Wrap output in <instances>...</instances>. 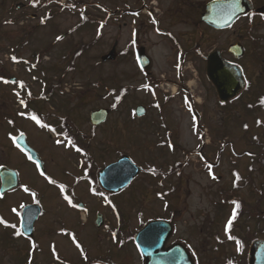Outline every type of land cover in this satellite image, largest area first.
Masks as SVG:
<instances>
[{
	"label": "rangeland",
	"instance_id": "1",
	"mask_svg": "<svg viewBox=\"0 0 264 264\" xmlns=\"http://www.w3.org/2000/svg\"><path fill=\"white\" fill-rule=\"evenodd\" d=\"M44 1L48 6L40 14L48 20L45 25L39 23L40 17L24 25L0 21V165L17 171L24 184L37 173L13 147V137L23 132L28 144L50 162L52 174L60 181L71 184L66 172L77 171L84 166L81 160L71 157L72 148L68 146V140L32 128L36 121L25 116L35 113L44 117L50 114L46 117L48 124H54L56 117H69L73 134L79 131L82 135L91 136L89 149L83 146L81 156L84 150L85 153L90 151L94 170L125 154L141 167L142 172L129 188L110 199L121 213L120 222L111 207L101 204L104 197L91 195L88 191L92 185L84 184L82 180L77 182L74 196L75 204L81 202L86 208L88 214L85 218L77 211L71 213L58 208L54 192L45 191V217L38 226L42 234L48 226L61 227L60 237L51 240L42 237L40 251L33 252L30 258L31 247L21 240L7 246L5 234L0 230V264H27L28 259H31L30 264H61L51 263V259L56 257L50 253L51 250L69 264H94L96 261L143 264L132 240L126 241L127 236H134L149 221L161 219L171 220L175 226L173 240L183 239L185 228L212 224L208 202L213 200L214 192H245L242 184L233 190L231 174L234 169L247 177V158L240 153L245 151L250 137H257L255 142L258 137L260 140L264 138V131L261 134L260 127L257 129L256 126L257 120L264 119L262 108L256 101H250L248 92L221 106L202 65L184 74L188 87L185 85L183 94H172V90L165 94L163 91L169 89L166 86L158 92L149 88L148 76L160 80H177V76L167 64L172 53L169 42L158 31L141 24L149 8L142 15H132V18L127 16L129 14H124L123 20L121 15L118 16V8L132 11L138 0H125L124 6L121 0H93V4L79 0L84 2L81 5L76 3L78 0ZM174 1L156 0L152 2L155 5L152 11L156 19L159 17L157 24L160 28L167 29L186 43L188 39L186 41L185 38L192 34L193 25L175 22L172 13L176 7ZM56 4L63 6L57 7ZM85 13L87 21L83 20ZM3 17L0 12V20ZM23 35L28 37L17 53L20 61L10 64L9 51ZM229 35L225 31L218 36L206 33L203 37L204 52L214 47L221 48ZM262 35L263 29L255 34L257 37ZM114 45L117 51L127 50L125 56L121 55L112 62H101V57L108 54ZM139 45H143L151 60L150 68L144 73L132 56V51ZM75 52H80L78 57L73 56ZM25 64L30 65V71L25 70ZM256 72L248 71L246 75L252 81ZM12 78L16 81L10 84L8 81ZM46 82L60 86L51 103H29L26 96H21L20 88L24 85L30 87L32 95L38 96L46 90ZM122 88H126L123 102L112 107ZM136 106L146 107L142 117H134ZM100 108L111 110L110 115L102 126L89 132V114ZM10 113H14V129L8 134L3 118L11 116ZM54 141L62 144L55 147ZM252 167L255 169L251 174L254 190L259 192L261 183H264V169L258 168L257 164H252ZM21 195L13 196L12 201L6 196L0 200L2 219H11L9 206L23 200ZM97 213L103 216L105 225L119 229L123 241L120 238L114 240L106 233L108 231L96 229ZM67 232L74 234L78 246L64 238L62 234L67 235ZM50 241L56 244L53 249H49Z\"/></svg>",
	"mask_w": 264,
	"mask_h": 264
},
{
	"label": "flooded vegetation",
	"instance_id": "2",
	"mask_svg": "<svg viewBox=\"0 0 264 264\" xmlns=\"http://www.w3.org/2000/svg\"><path fill=\"white\" fill-rule=\"evenodd\" d=\"M88 1L90 2V4H93V0ZM155 1L156 0H138L135 2L136 7L132 9V11H127L126 8L117 9L118 16L121 15V20H123L126 14H129L127 16L132 18V15H142L143 11H146L147 8H149V11L145 13L146 16L143 19L144 22L141 24L145 26V28L149 27L155 32L158 31L162 35V37L166 38V40L169 42L168 44H170L172 48V53L169 58L170 62H168L167 64L169 66L168 68L176 72L175 74L177 76V80H160L156 77L150 78L148 76L149 88L151 87L153 91L158 92L159 89H164V86H166L169 89H167L166 91L162 90L166 94L168 90L171 89V85L176 83L175 85H177L178 87L174 94H178V91L184 92V90L181 89H183V79H186L184 75L186 71H195L198 65H202L205 73V62L207 61L208 56L211 53L218 51L221 53L225 61L240 66L243 69L245 77L248 81V88L245 89L244 93H249L250 101H256L257 103L264 100V0H249L252 4V10L245 17L238 19V21L232 27L223 31L215 29L213 30L212 27L206 25L204 22H201V18L205 13L204 10H206L207 5L216 0H202L198 2H193L191 0H175L174 3L176 7L175 11L172 12L174 14L175 22H178L180 24L189 23L193 25L192 34L185 38L186 41L188 39V42H186L187 44L183 43L178 38L173 36L167 29L159 27L160 25L157 24L159 17L157 18V20L154 16L155 14H153L154 12L152 11L153 9H155L153 8L155 7V5H153L152 2ZM120 3L123 6L124 4H126L125 0H121ZM46 6H48V4L44 0H0V12L3 13L4 16L0 21L6 24H14L18 22L21 23V25H24L25 23H29V20L34 21L40 17V22L44 23L46 16L41 15L40 12ZM237 25L239 26L236 28ZM202 29H204V32L202 31ZM259 29H263V35L261 37L255 36L256 32ZM224 31L230 33V37L227 40V43L221 48L214 47L211 51L205 53L203 50V48L205 47L203 38L204 35L208 33L209 35L216 34V36H218ZM183 36L184 35H180L179 37L184 38ZM236 44H241L245 49L244 57L239 60L234 59L232 54L228 51L230 46ZM260 46V52L258 53L257 49ZM140 51H144V53H146V49L143 47V45H139L135 49V51H132V56H135V61L137 64L136 66L139 65L136 55ZM125 52L127 53V50H119L118 57L121 55L125 56ZM248 71H250L251 73L256 71L258 72H256L257 74L254 76V80L251 81L247 77L246 73ZM147 74L145 76H147ZM258 80L261 82H259ZM20 93L23 94L24 92H22L21 90ZM162 96H164L165 100L168 99L166 95L163 94ZM238 98H240V96ZM169 99H171V97H169ZM261 112L264 114V108L263 110H261ZM10 114L11 116H8L5 121L8 127V134L12 132V129H14V113ZM15 115L21 118L24 117L20 114ZM39 119L42 121L41 116H39ZM32 125V128H34L35 130H39V132L47 130L48 134L52 136L56 135L58 136V139L62 138L61 134L57 131L58 128L56 127V125L53 126L52 124H49L48 126L47 122L42 123V125ZM256 126L257 129L258 126L260 127V132L262 134V132L264 131V119H260V121L257 120ZM39 127H42V129ZM22 134L23 132H19L16 136H14L13 147L17 149L27 161L30 162V164L37 172V175L32 174L35 177L31 175L28 183L24 184L21 182V178L17 171L11 169L12 171L16 172V175L18 177V185H16L17 187L13 190L0 195V200L4 199L6 196L9 197L8 199L10 201H12L13 196H16L18 194H22L21 196H23L24 199L18 201L12 206H9V217L12 220L2 219V217L0 216V220L4 221V223H0V230H2L5 234L4 242L5 244H7V246L12 245L18 240H21L28 247H31V254L29 256L31 258L33 252L40 251V239L42 237H46L47 239L51 240L55 237H60L61 234V227L54 228L48 226L44 230L43 234L42 230L39 229L38 225L45 217V191H49L50 193L51 191L54 192L53 195L58 202V208L69 211L71 213L77 211V214H79V216L81 214H83L85 217L87 216L88 213L86 208H84V205L83 208H79L78 204H75L74 196V189L78 184L75 182L76 177L85 175L86 166H80L81 168L79 167L77 171L68 170L66 172L65 175H67V179H71V184L68 185L67 183L60 181L57 176L55 177L52 174L50 162H47L46 159H44L41 152L36 151L29 144V146L36 152V154L40 158V161L42 162V167L40 168L37 163L33 162L30 159L29 154L23 152L16 145L17 137ZM89 137L91 138V136ZM66 142H68L70 147H72L73 144L77 143V141L70 142L69 140ZM61 144V141L59 143L57 141H54L53 145L55 147H59ZM40 145L44 144L40 143ZM71 151L70 154H72ZM242 153H244L243 155L246 156L248 162V165L245 167L247 177L245 178L241 176V173L238 171H234V169L232 170L231 175H233L232 185L235 182L238 184V186L240 184L244 185L245 192L243 194L240 192H221L220 190L214 192L212 194L213 200L208 202V205L210 207L208 211L212 213L213 216L212 224L206 225L203 223L194 229L185 228L183 239L173 240L175 238L176 229L171 220H169V222L172 224V232L168 239L166 247L169 248L175 245L180 246L181 249H183L188 254L190 258L189 260H191L192 264H250V262L255 264L264 263V183H261L260 191L257 192L254 190V184L251 179V174L255 172L252 164H257L258 168L262 170L264 169V138H261L260 140V138L258 137V141L254 142L252 140V137H250L249 141L247 142L245 151L241 152L240 154ZM207 163H210L212 165L214 164L211 162ZM62 176H64V174ZM50 181H53L54 183ZM61 186H63V191L61 190ZM232 188L234 189L235 185H233ZM25 189H27V191H25ZM66 194H68V197L66 196ZM103 196L108 198L109 195L105 193L103 194ZM69 201H71V203H69ZM236 204H239V208H236ZM26 206H35L40 208V213L39 215H37L38 217L36 218L32 226V234L28 237L22 233L20 227L22 222L23 209ZM234 209H236V216L234 219H232ZM230 219L232 220L231 226H229ZM17 231H19L20 235L16 234ZM62 235L66 240L68 239V241L70 242V239L67 235ZM191 241L194 242L193 244H197V246L192 245ZM54 245H56L55 242L50 241L49 249H53ZM253 245H257L258 248H256V250L252 254L251 250ZM204 248L207 249L206 252ZM53 252L51 251L50 253H52L54 256L55 252ZM205 253L206 256L204 257ZM51 263H59V259L57 260L56 258H52Z\"/></svg>",
	"mask_w": 264,
	"mask_h": 264
},
{
	"label": "water",
	"instance_id": "3",
	"mask_svg": "<svg viewBox=\"0 0 264 264\" xmlns=\"http://www.w3.org/2000/svg\"><path fill=\"white\" fill-rule=\"evenodd\" d=\"M252 5L249 0H217L208 4L202 21L213 29L223 30L229 28L242 16L251 11ZM229 53L234 59L239 60L245 55L244 48L237 44L229 48ZM144 51L139 53L138 59L144 69L148 67V59ZM115 47L105 56H102V62L114 61L116 59ZM206 75L209 83L215 88L220 103H228L239 95L245 87V80L242 69L229 62H226L220 52H214L208 56L206 62ZM144 109L137 108L136 115L140 116ZM109 110L100 109L90 114L91 124L95 127L102 124L108 117ZM16 145L29 154L30 159L37 163L40 168L42 162L35 152L27 144L26 138L20 136L16 140ZM141 169L137 167L132 160L123 155L117 162L110 164L99 170L97 182L99 186L109 191L110 194H118L125 190L138 177ZM16 173L6 167L0 168V194H5L13 190L18 185ZM81 207V206H80ZM40 209L35 206H26L22 213L21 230L24 235L31 236L32 226L39 215ZM100 215L96 219V227L102 225ZM171 225L166 221H153L146 224L134 237L138 252L143 258L144 264H192L188 254L175 245L167 248L166 243L171 235ZM257 245H253L251 253L256 250ZM250 264H255L250 262ZM264 264V263H261Z\"/></svg>",
	"mask_w": 264,
	"mask_h": 264
},
{
	"label": "trees",
	"instance_id": "4",
	"mask_svg": "<svg viewBox=\"0 0 264 264\" xmlns=\"http://www.w3.org/2000/svg\"><path fill=\"white\" fill-rule=\"evenodd\" d=\"M22 41V40H21ZM24 42V41H23ZM22 44H21V42L18 44V46H21ZM80 54V52L78 53V52H75L74 54H73V56H75V57H78V55ZM18 57H17V55H16V52H14L12 55H11V57H10V62H13V61H16V59H17ZM59 87V86H58ZM53 87L51 86V87H49L46 91H45V93L42 95V97L40 96V97H36V99H41L42 100V98L43 97H50V95H52L53 94ZM181 90H183V89H181ZM181 92V91H180ZM120 102H119V99L118 98H115V101H114V105L112 106V107H115V106H117L118 104H119ZM62 128V131H63V133L65 134V135H67V136H70V137H72V135L70 134V131H68V130H66V129H63V126L61 127ZM77 153H79L80 155H81V152H82V150H80V151H76ZM86 151L84 150V152L82 153V156L83 157H85L86 155V153H85ZM96 168V167H95ZM97 169H98V167L94 170V168H93V165L87 170V172H86V175H84V177H86V178H84L87 182H89L92 186H91V188H92V190L94 191V192H98L99 194H101V193H103V192H101V190L99 189V187L97 186V184H96V178H95V174H96V171H97ZM104 194V193H103ZM124 235V234H123ZM117 238H120L121 239V237L119 236V235H117L116 236ZM127 238V240L126 241H128V240H132L133 241V236H127L126 237ZM123 239L124 238H122L121 240L123 241ZM94 264H97V263H94Z\"/></svg>",
	"mask_w": 264,
	"mask_h": 264
},
{
	"label": "snow or ice",
	"instance_id": "5",
	"mask_svg": "<svg viewBox=\"0 0 264 264\" xmlns=\"http://www.w3.org/2000/svg\"><path fill=\"white\" fill-rule=\"evenodd\" d=\"M57 39L59 40L60 37H57ZM21 103H23V101H21ZM261 103H264V100H262ZM32 118H33L34 120H36V122H37L38 124L40 123V121L37 120L35 116H33ZM58 143H59V141H58ZM50 182H53V181H50ZM53 183H54V182H53ZM61 190L63 191V186H61ZM25 191H27V189H25ZM66 199H67V198H66ZM69 203H71V201H69ZM233 203H235V202H233ZM236 208H239V204H236ZM235 216H236V209L233 210V217H232V219H234ZM0 223H4V221H3V220H0ZM231 223H232V220L230 219V220H229V226H231ZM226 230H227V229H226ZM16 234H17V235H20L19 231H17Z\"/></svg>",
	"mask_w": 264,
	"mask_h": 264
}]
</instances>
